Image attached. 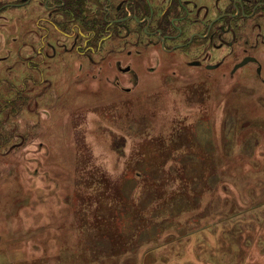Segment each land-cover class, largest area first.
<instances>
[{"label":"rangeland","instance_id":"1","mask_svg":"<svg viewBox=\"0 0 264 264\" xmlns=\"http://www.w3.org/2000/svg\"><path fill=\"white\" fill-rule=\"evenodd\" d=\"M18 44L0 29V264H264V84L254 74L141 59L127 94L96 84L84 60L12 103L22 88L3 80ZM96 169L135 207L101 214Z\"/></svg>","mask_w":264,"mask_h":264},{"label":"flooded vegetation","instance_id":"2","mask_svg":"<svg viewBox=\"0 0 264 264\" xmlns=\"http://www.w3.org/2000/svg\"><path fill=\"white\" fill-rule=\"evenodd\" d=\"M0 29L19 43L16 70L3 80L24 89L12 103L51 89L70 66L82 72L84 60L96 84L127 94L138 86V62L162 67V57L171 66L254 74L264 84V0H0Z\"/></svg>","mask_w":264,"mask_h":264},{"label":"trees","instance_id":"3","mask_svg":"<svg viewBox=\"0 0 264 264\" xmlns=\"http://www.w3.org/2000/svg\"><path fill=\"white\" fill-rule=\"evenodd\" d=\"M93 177H94V180L92 181V184L96 185V193H97L96 198L98 199V202L100 203V195H98V193H100L101 195L107 194L103 198V200L105 198H108V200H107L108 207H106L105 209H102L100 211L101 214H103L105 212H107V214H108L109 212H111V210H112L111 208H113V207H110V203L115 205V203L117 204L118 202L120 203V202H124L125 200L130 199L128 197L127 193H122V189H121L122 184L121 185L118 184V187L112 186V184H110V182L107 180L106 176L101 171L96 169ZM129 177H130V175L128 174V178ZM125 183L131 184L132 182L128 181L127 179H124V184ZM134 184H136V182H134ZM132 186H135V185H132ZM136 189H138V188H136ZM131 190H133V189H131ZM80 191H82L81 188L78 190V192H80ZM86 200L88 201V203L86 205H88V207H90V209L88 210V214L91 217V220H94V210H95V207L97 206L96 202H94L92 199H89V198ZM132 200H133V198H132ZM129 201H130V209H132L133 207L131 206V204H133L135 207V202H134V200L133 201L129 200ZM194 207H196V206H194ZM194 207H193V209L197 208V207L196 208H194ZM72 209H74V208H72ZM105 218L108 219V217H105ZM95 224H96V226H99L98 221H96ZM106 235H107V233H106ZM108 236L110 239H116L117 238V235L115 233H111L110 235L108 233Z\"/></svg>","mask_w":264,"mask_h":264},{"label":"bare ground","instance_id":"4","mask_svg":"<svg viewBox=\"0 0 264 264\" xmlns=\"http://www.w3.org/2000/svg\"><path fill=\"white\" fill-rule=\"evenodd\" d=\"M194 172H195V171H194ZM209 186H210V185H209ZM211 187H212V186H211ZM214 187H215V186H214ZM203 201H204V200H203ZM204 206H205V205H204ZM194 208H196V207H194ZM197 213H198V212H197ZM166 215H167V214H166ZM177 218H178V217H177ZM187 241H188V240H187ZM174 245H175V244H174ZM177 245H178V244H177ZM177 245H175V246H177ZM168 247H169V246H168ZM178 247H179V246H178ZM178 247H177V248H178Z\"/></svg>","mask_w":264,"mask_h":264},{"label":"crops","instance_id":"5","mask_svg":"<svg viewBox=\"0 0 264 264\" xmlns=\"http://www.w3.org/2000/svg\"><path fill=\"white\" fill-rule=\"evenodd\" d=\"M43 264V263H42Z\"/></svg>","mask_w":264,"mask_h":264}]
</instances>
